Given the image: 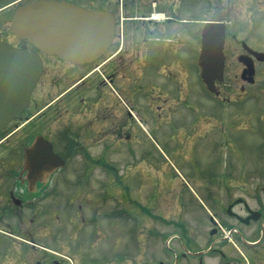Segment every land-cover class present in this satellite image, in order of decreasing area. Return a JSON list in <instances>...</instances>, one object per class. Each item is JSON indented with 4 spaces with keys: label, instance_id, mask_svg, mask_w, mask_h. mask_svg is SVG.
Returning <instances> with one entry per match:
<instances>
[{
    "label": "flooded vegetation",
    "instance_id": "flooded-vegetation-1",
    "mask_svg": "<svg viewBox=\"0 0 264 264\" xmlns=\"http://www.w3.org/2000/svg\"><path fill=\"white\" fill-rule=\"evenodd\" d=\"M36 1L40 0H0V42L38 52L43 60L42 75L29 105L0 132V264H76L78 255L71 248L76 229L90 230L95 219L94 228L101 239L98 219L110 218V210L97 206L106 194L108 173L103 168L122 164L125 154L129 159L135 158L137 150L154 143L155 136H166L169 129L185 133L198 129L187 128L183 123L189 110L197 113L194 122L203 118L204 101L192 98L194 85L184 57L187 52H196L197 73L204 85L199 58L205 24H226L225 64L236 53L227 43L230 37L237 40V31L227 19H203L205 0H200L202 11L194 30L190 27L195 34L194 45L189 44L186 13L188 4L199 0H57L109 12L114 18V37L103 55L91 63L76 64L42 53L15 35L13 19L17 10ZM246 1L252 12L253 5H264V0ZM206 3L208 13L219 11V0ZM244 43H239L243 53L238 54L237 60L243 65L241 79L251 84L249 73L243 77L242 57H248L255 65V77L258 64L264 61H257ZM248 47L264 52L252 44ZM226 70L227 67L225 77ZM224 81L216 82L220 93L219 86ZM209 93L212 108L208 110L213 121L218 106L214 100L220 94ZM133 171L124 175H135L137 171ZM97 178L102 183L92 191ZM239 200L237 204L244 205L246 216L236 212L228 215L242 225L261 223L264 228V210H251L246 201ZM237 204L229 206L233 209ZM216 226L213 237H223ZM228 228L231 237L236 233L243 236L239 230ZM49 235L53 249L44 242ZM75 244L81 251L82 245ZM92 255L82 254L81 260ZM99 257L95 260H102L103 264L119 261L114 256L105 257V253ZM197 258L199 264H204V256Z\"/></svg>",
    "mask_w": 264,
    "mask_h": 264
},
{
    "label": "rangeland",
    "instance_id": "rangeland-1",
    "mask_svg": "<svg viewBox=\"0 0 264 264\" xmlns=\"http://www.w3.org/2000/svg\"><path fill=\"white\" fill-rule=\"evenodd\" d=\"M201 3H189L186 13L192 45L196 39L190 27L194 30ZM218 6L219 11L208 13V4L203 1V19H227L237 31V40L230 37L227 43L236 53L226 64L220 97L214 100L218 105L214 120L211 95L197 73L196 52H187L184 58L191 70L192 98L204 101L203 118L194 122L197 113L189 110L183 123L187 128L197 126L201 135L198 129L187 133L169 129L166 136H155L154 143L137 150L135 158L125 154L122 164L103 168L108 173L106 194L103 203L97 199V206L110 210V218L98 219L101 239L94 228L95 219L90 230L76 229L74 241L83 247L77 251L76 244L71 245L74 255H78L76 264H103L95 260L102 253L117 258L118 264H198L195 254L202 251L204 264H264V240L253 247L245 244L261 239L262 224L242 225L227 210L239 199L254 211L264 210V64L257 66L255 83L248 84L241 79L243 65L237 60L243 53L240 41L264 51V5H253V12L246 0H219ZM224 98L233 101L226 103ZM133 170L137 171L135 175H124ZM101 183L98 178L93 181L92 191L98 190ZM233 211L246 216L242 204ZM212 215L225 230L231 226L243 236L236 233L234 243L221 234L211 236L215 227ZM44 239L49 247H55L52 235ZM87 252H92V258L81 260Z\"/></svg>",
    "mask_w": 264,
    "mask_h": 264
},
{
    "label": "water",
    "instance_id": "water-1",
    "mask_svg": "<svg viewBox=\"0 0 264 264\" xmlns=\"http://www.w3.org/2000/svg\"><path fill=\"white\" fill-rule=\"evenodd\" d=\"M13 31L43 53L85 64L100 58L109 47L114 37V18L105 11L87 10L57 0H40L17 10ZM225 35L226 25L217 22L207 23L202 32L201 77L216 94L219 93L216 81L224 80ZM251 52L264 61V53ZM247 58L242 57L247 66L243 77L249 73V82L254 83L255 65ZM42 69V58L37 52L0 42V131L29 105Z\"/></svg>",
    "mask_w": 264,
    "mask_h": 264
}]
</instances>
